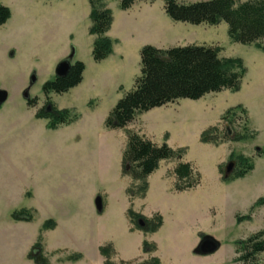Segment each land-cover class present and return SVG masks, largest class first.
Returning <instances> with one entry per match:
<instances>
[{"label":"rangeland","instance_id":"rangeland-1","mask_svg":"<svg viewBox=\"0 0 264 264\" xmlns=\"http://www.w3.org/2000/svg\"><path fill=\"white\" fill-rule=\"evenodd\" d=\"M143 2L137 4L136 9H144L137 20L120 8L119 0H107L113 14L107 33L122 43L113 44L111 59L96 62L88 0H0L11 10V18L0 26V88L9 93L0 107V264H35L27 256L40 234L50 264H104L99 248L109 243L115 249L114 264L153 257L160 264H192L193 251L204 235L221 242L217 252L199 259L204 264H264V252L249 262L239 261L235 243L264 230V205L252 208L264 196V52L255 45L232 42L225 22L174 21L166 13L165 0ZM147 44L218 46L222 57L241 58L246 73L237 92L179 99L135 117L129 129L155 143L167 140L174 149H186L182 161L191 163L200 183L176 191L173 170L179 161L164 160L149 176L147 194L132 198L128 189L137 182L122 173L127 129H109L105 120L135 88L141 48ZM72 48L73 62L86 66L84 82L75 91L52 92L48 99L58 109L77 112L79 119L51 129L49 119L38 116L47 100L42 87L54 79L57 64ZM33 73L37 81L30 94L36 105L23 97ZM238 105L246 114L238 111L233 129L248 128L255 137L219 145L201 142L202 132L210 126L224 131L222 117ZM232 153L249 158L254 169L225 180L229 162L235 163L232 173L240 169ZM97 196L103 200L101 213L95 205ZM21 208L35 211L34 220H14L12 213ZM129 208L139 217H129ZM63 213L74 214L75 220H63L57 232H41L45 221ZM157 213L163 217L162 226L146 232L140 220L146 227L145 219ZM249 213L250 220L237 222V215ZM144 240L157 249L144 252ZM72 253L83 256L76 262L60 261Z\"/></svg>","mask_w":264,"mask_h":264},{"label":"trees","instance_id":"trees-1","mask_svg":"<svg viewBox=\"0 0 264 264\" xmlns=\"http://www.w3.org/2000/svg\"><path fill=\"white\" fill-rule=\"evenodd\" d=\"M91 12V26L89 32L95 36L92 55L96 62L107 59L113 52L114 41L107 35L113 14L107 6V0H88ZM138 0H119L122 10L130 9ZM151 1L155 0H139ZM167 15L174 21L187 22L194 25H218L225 22L228 25V36L232 42L255 45L264 52V0H197L183 2L182 0H165ZM11 18V10L0 3V26ZM221 48L214 46L187 45L184 47H170L166 49L147 44L141 49V74L136 80L135 88L121 98L105 120L109 129H127V143L122 158V173L132 178L137 184L131 185L128 194L134 197H144L148 192V178L164 160L175 159L179 162L173 173L176 177L174 188L178 192L195 188L200 183V175L194 172L190 162L182 161L185 148L174 149L167 140L161 144L155 143L145 135L133 131L128 126L138 114L151 109L162 107L179 99L199 100L209 93L223 90L237 92L246 73L243 60L239 57H222ZM85 64L76 61L70 72L64 77H57L46 81L42 87L47 96V103L51 111L41 109L39 117L49 119V127L57 129L61 125H69L79 119V114L70 109H58L48 99L54 93H66L78 86L83 80ZM37 100H30L28 104L36 105ZM238 111L246 114L245 108L238 105L227 110L222 117L226 121L225 130L220 132L218 125L210 126L202 132L200 140L203 143L219 145L231 141L240 142L255 137L253 130L245 128L246 132L233 129V123L238 118ZM261 151V150H260ZM261 154H264V147ZM239 165L225 180L244 177L254 169L251 160L244 155H230ZM264 205V196L260 197L254 207ZM129 217L138 218L132 208L128 209ZM16 221L31 222L35 218V211L21 208L12 213ZM237 222L250 220L251 214L237 215ZM146 232H157L163 224V217L157 213L153 218L145 219ZM56 227L53 219L44 222L41 232ZM236 251L238 260L249 262L258 254L264 252V230L258 231L245 240H237ZM100 253L105 257L104 264H114L111 260L115 249L111 243L100 246ZM157 249L156 244L143 241V251L152 252ZM81 253L69 254L61 262H76L82 258ZM28 259L35 264H50L44 253L42 234L39 235L28 254ZM121 264H160L158 257L146 262L121 261Z\"/></svg>","mask_w":264,"mask_h":264},{"label":"water","instance_id":"water-1","mask_svg":"<svg viewBox=\"0 0 264 264\" xmlns=\"http://www.w3.org/2000/svg\"><path fill=\"white\" fill-rule=\"evenodd\" d=\"M75 55H76L75 48H72L70 54L57 64L55 69V75L57 77H64L70 72L73 66ZM36 81H37L36 73H33L30 78V86L23 93V97L26 101H30L32 99V96L30 94V88L35 84ZM8 98H9L8 91L0 88V107L3 106V104L8 100ZM234 168H235V163L233 161L229 162V164L226 167L225 178L229 177L230 174H232ZM95 205L98 212L100 213L103 212L104 207L101 196L96 197ZM144 225L145 222L143 220H140V226L143 227ZM220 247H221V242L219 240H217L211 235H204L193 252L198 256H208L217 252L220 249Z\"/></svg>","mask_w":264,"mask_h":264},{"label":"crops","instance_id":"crops-1","mask_svg":"<svg viewBox=\"0 0 264 264\" xmlns=\"http://www.w3.org/2000/svg\"><path fill=\"white\" fill-rule=\"evenodd\" d=\"M63 1V0H62ZM64 1H66V2H71V0H64ZM73 2L74 1H76V0H72ZM138 2H142V1H136L135 2V4L130 8V9H128V10H123V11H126L125 13H128L129 15H131L132 14V16H134V15H136L135 16V18L138 20V18H140L141 16H142V13L144 12V9L143 8H139V9H136L137 8V4H138ZM146 1H144L143 3H145ZM151 2V1H150ZM134 14V15H133ZM137 14H139V16L137 15ZM89 16H90V14H89ZM109 33V32H108ZM107 33V35L109 36V34ZM113 41H114V45H117V46H121V44L120 43H122L121 42V40H119V39H113L111 36H109ZM160 44V43H159ZM143 46H145V45H143ZM142 46V47H143ZM159 46V45H158ZM158 46H156V47H158ZM158 48H161V47H158ZM142 49V48H141ZM162 49H166V48H162ZM114 51H115V49H114ZM113 55H115V52H114V54ZM124 58V57H123ZM109 59H111V56L109 57ZM84 82V75H83V80H82V82L81 83H83ZM81 85L82 84H80L79 85V87H81ZM76 89H78L77 88V86L75 87V88H73V89H71L70 91H75ZM68 194H70V191H69V193ZM62 208H65L63 205H62ZM52 219H54L55 221H56V227L53 229V230H55L56 232L58 231V229L60 228V226H61V224H62V221L63 220H65V221H68V222H71V220H75V216H74V214H65V213H63L62 214V216H52ZM205 257H208V256H198V255H196V256H192V259H191V261L194 263V264H204V262H202L201 260H199V259H201V258H205ZM192 263V264H193ZM206 263V262H205Z\"/></svg>","mask_w":264,"mask_h":264},{"label":"flooded vegetation","instance_id":"flooded-vegetation-1","mask_svg":"<svg viewBox=\"0 0 264 264\" xmlns=\"http://www.w3.org/2000/svg\"><path fill=\"white\" fill-rule=\"evenodd\" d=\"M30 86V83H29ZM36 98L33 97L31 100H35ZM29 102V101H27ZM37 102V101H36ZM37 104V103H36ZM42 109H44L45 111H51V106L47 103V100L45 101V103L42 106Z\"/></svg>","mask_w":264,"mask_h":264}]
</instances>
